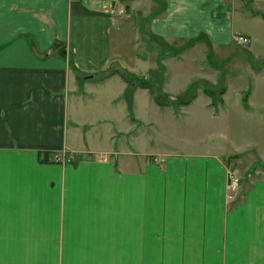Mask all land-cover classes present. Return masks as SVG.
<instances>
[{
	"label": "crops",
	"instance_id": "obj_1",
	"mask_svg": "<svg viewBox=\"0 0 264 264\" xmlns=\"http://www.w3.org/2000/svg\"><path fill=\"white\" fill-rule=\"evenodd\" d=\"M239 2L0 0V264H264V177L230 202L226 150L151 164L97 148L89 118L106 97L129 120L112 142L135 131L127 83L101 74L144 69L141 37L262 43L264 16Z\"/></svg>",
	"mask_w": 264,
	"mask_h": 264
},
{
	"label": "rangeland",
	"instance_id": "obj_2",
	"mask_svg": "<svg viewBox=\"0 0 264 264\" xmlns=\"http://www.w3.org/2000/svg\"><path fill=\"white\" fill-rule=\"evenodd\" d=\"M239 4L264 16V0H240ZM259 39L262 41L259 45L253 41L242 45L236 39L229 46L213 49L203 39L170 45L148 36L141 37L140 43L145 48L141 53L148 56L145 67L138 74L124 71L142 78H161L160 87L174 98L192 87L196 99L190 106L160 107L148 90L140 91L135 114L133 107V119L130 117L137 125L135 131L112 142L108 132L123 131L129 126V120L123 117L125 108L122 114L118 103L110 110L105 97L103 103L107 114L89 117L90 121L104 119V122L93 123L96 130L104 133L97 148L125 147L146 158L148 163L157 165H162L165 157L178 151L226 150L224 159L232 168L227 197L230 202L241 198L244 179L251 184L256 178L264 177V34ZM250 50H255V54L252 55ZM223 87L226 88L223 106L214 108L206 88L219 90ZM251 98L254 107L248 108ZM96 135L92 133L93 137ZM230 176L239 181L236 195L229 190Z\"/></svg>",
	"mask_w": 264,
	"mask_h": 264
},
{
	"label": "trees",
	"instance_id": "obj_3",
	"mask_svg": "<svg viewBox=\"0 0 264 264\" xmlns=\"http://www.w3.org/2000/svg\"><path fill=\"white\" fill-rule=\"evenodd\" d=\"M119 75L122 79L127 83V88L124 93V99L128 104V109L130 115L133 119V96L135 91L140 89H146L150 92L151 96L153 97L155 103L160 107L172 106L175 108H179L181 106H190L193 100L196 99V94L192 92L193 88L189 87L186 93L179 95L177 97H172L171 95L165 93L161 86V78H151L145 77L142 78L139 75H135L134 73L129 74L124 69H116L113 68L112 70H108L101 74V79H105L107 77ZM197 82L194 84V88L197 87ZM207 95L211 98V104L214 108H217L219 105L223 104V95L226 92V88H220L219 90H214L211 88H206Z\"/></svg>",
	"mask_w": 264,
	"mask_h": 264
},
{
	"label": "built area",
	"instance_id": "obj_4",
	"mask_svg": "<svg viewBox=\"0 0 264 264\" xmlns=\"http://www.w3.org/2000/svg\"><path fill=\"white\" fill-rule=\"evenodd\" d=\"M123 11L118 12V14H122ZM111 14H115V11H111ZM238 40V42L242 45H248L250 43V39L245 37V36H238L236 38ZM55 160L58 162L60 161L59 158L57 156H55ZM230 183H229V190L230 192H234V195L237 194L238 190H239V181L234 178L233 176H230Z\"/></svg>",
	"mask_w": 264,
	"mask_h": 264
}]
</instances>
